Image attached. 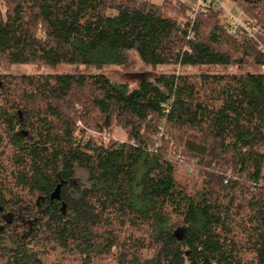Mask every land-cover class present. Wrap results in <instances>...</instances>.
<instances>
[{"label": "trees", "instance_id": "trees-1", "mask_svg": "<svg viewBox=\"0 0 264 264\" xmlns=\"http://www.w3.org/2000/svg\"><path fill=\"white\" fill-rule=\"evenodd\" d=\"M225 1L0 0V69L263 68ZM0 264H264V73H0Z\"/></svg>", "mask_w": 264, "mask_h": 264}, {"label": "rangeland", "instance_id": "rangeland-1", "mask_svg": "<svg viewBox=\"0 0 264 264\" xmlns=\"http://www.w3.org/2000/svg\"><path fill=\"white\" fill-rule=\"evenodd\" d=\"M190 0H187V2ZM226 7H232L227 1H222ZM194 6V4H193ZM227 12V10H225ZM232 15L237 17L240 13L239 9H232ZM167 16L178 17V14L173 10L166 13ZM180 19V18H179ZM176 70L178 73H211V74H246V73H264L263 68H242V67H225V66H210V67H177L172 66H158L155 69L147 66L137 65L126 67H106L103 69L87 68L82 65H59L54 70L47 68H38L31 65H13L6 69H0V73L10 74H35V73H57V74H71V73H91L101 74L107 76L111 81L118 84H125L129 89L134 88L142 80L153 81L154 78L161 73ZM122 134V133H121ZM123 135V134H122Z\"/></svg>", "mask_w": 264, "mask_h": 264}, {"label": "built area", "instance_id": "built-area-1", "mask_svg": "<svg viewBox=\"0 0 264 264\" xmlns=\"http://www.w3.org/2000/svg\"><path fill=\"white\" fill-rule=\"evenodd\" d=\"M201 3H208V4H211L213 5L215 8H224V5H223V2L221 0H195L194 1V6L195 7H198ZM230 14V13H228ZM231 17L235 20L236 24L243 30L245 31L249 36L251 37H254V31L255 29H252V30H249L248 28H246L244 25H242L238 20L237 18L230 14ZM255 39V38H253Z\"/></svg>", "mask_w": 264, "mask_h": 264}, {"label": "crops", "instance_id": "crops-1", "mask_svg": "<svg viewBox=\"0 0 264 264\" xmlns=\"http://www.w3.org/2000/svg\"><path fill=\"white\" fill-rule=\"evenodd\" d=\"M151 3L155 4V5H161L163 0H150ZM185 4L193 7V0H190L187 2V0H182Z\"/></svg>", "mask_w": 264, "mask_h": 264}]
</instances>
